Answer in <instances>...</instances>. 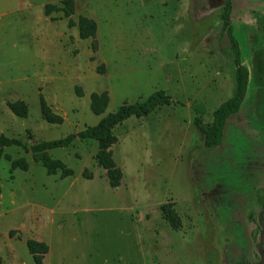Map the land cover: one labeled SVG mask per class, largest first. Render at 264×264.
<instances>
[{"label": "rangeland", "instance_id": "rangeland-1", "mask_svg": "<svg viewBox=\"0 0 264 264\" xmlns=\"http://www.w3.org/2000/svg\"><path fill=\"white\" fill-rule=\"evenodd\" d=\"M61 1L0 0V135L29 147L157 90L170 103L114 127L117 187L97 164L93 139L47 150L73 169L66 177L47 174L29 150L3 147L0 264H35L27 239L48 245L42 264H263L264 0H231L232 35L249 81L213 147L203 144L194 118L208 124L235 88L223 0H73L70 17L97 24L96 50L61 11L44 13L45 4ZM103 90L109 101L95 114L89 97ZM40 95L61 123L42 117ZM17 99L27 104L25 117L6 104ZM19 157L27 169L11 167ZM165 203L179 227L163 217Z\"/></svg>", "mask_w": 264, "mask_h": 264}, {"label": "trees", "instance_id": "trees-1", "mask_svg": "<svg viewBox=\"0 0 264 264\" xmlns=\"http://www.w3.org/2000/svg\"><path fill=\"white\" fill-rule=\"evenodd\" d=\"M230 7L231 0H224V11L222 13L221 29L226 33L230 46L234 53V79L235 88L233 94L224 100L220 105L213 110L211 121L204 124L200 116L194 118V124L203 133V144L207 147L218 146L222 142L223 129L227 119L231 114L238 111L240 105L245 97L248 81L249 69L243 63L239 51V44L232 35L230 22ZM52 11H61L63 17L68 18L67 24L69 27L76 26L78 29V36L82 39L92 38V48L96 50V29L97 24L91 17L80 15L74 21L70 16L74 11L73 0H62L60 5L47 3L44 6V13L49 15ZM77 95H81L82 91L79 86H76ZM89 107L95 114H101L107 107L109 95L106 90L101 92H92L89 97ZM40 113L42 117L49 123H61L63 117L54 112L50 105L45 101L44 97L40 95ZM170 103V97L163 91L157 90L150 94L145 100L136 103L121 104L115 111L110 112L99 119L94 125L86 126L81 131L67 134L65 137L38 141L29 147L20 141L18 138L8 137L3 134L0 135V150L5 146L17 145L32 153V158L43 164L47 174H56L59 172L60 177H66L74 173L73 169L68 167L61 159L54 158L48 154V149L56 147H67L74 139L90 138L97 142V151L95 153V160L99 166L105 169V174L108 184L111 187H117L121 183L122 171L113 159L111 146L116 143L117 137L114 134V127L122 123L130 116L143 117L152 112L155 108ZM8 108L19 117H25L28 113L27 104L17 99L14 101H7ZM11 167H20L22 169L28 168V163L23 157L11 160ZM82 175L86 178H91L92 175L87 169H84ZM163 217L175 228L180 226V217L174 210L171 203H165L161 206ZM26 245L29 253L32 255L35 264H42L44 254L48 252V245L44 241L35 239H27ZM263 264H264V247L262 250Z\"/></svg>", "mask_w": 264, "mask_h": 264}, {"label": "flooded vegetation", "instance_id": "flooded-vegetation-1", "mask_svg": "<svg viewBox=\"0 0 264 264\" xmlns=\"http://www.w3.org/2000/svg\"><path fill=\"white\" fill-rule=\"evenodd\" d=\"M231 10V7H230ZM223 11H224V0H223ZM223 13V12H222ZM231 14V13H230ZM230 19V18H229ZM221 24H222V14H221ZM221 26V25H220ZM226 34V33H225Z\"/></svg>", "mask_w": 264, "mask_h": 264}]
</instances>
